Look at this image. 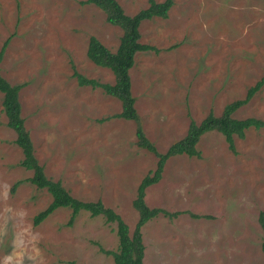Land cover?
<instances>
[{
    "label": "rangeland",
    "instance_id": "1",
    "mask_svg": "<svg viewBox=\"0 0 264 264\" xmlns=\"http://www.w3.org/2000/svg\"><path fill=\"white\" fill-rule=\"evenodd\" d=\"M82 1L0 0V74L23 85L21 116L45 175L80 201L100 200L132 234V201L157 158L137 146L135 122L112 118L118 100L74 77L113 84L112 72L86 51L95 37L114 52L122 35ZM117 1L130 16L148 5ZM172 2L166 19L141 23L140 42L154 50L136 54L130 70L140 125L159 153L185 136L191 120L219 116L261 79L233 117L264 120V0ZM1 103L0 93V264H114L106 252L117 250V227L102 216L80 211L71 219L70 209L58 208L33 224L52 198L26 181L32 172L20 166L22 151ZM234 147L209 132L197 145L199 157L165 163L145 191V204L164 213L140 230L143 264H264V129L234 137Z\"/></svg>",
    "mask_w": 264,
    "mask_h": 264
},
{
    "label": "trees",
    "instance_id": "2",
    "mask_svg": "<svg viewBox=\"0 0 264 264\" xmlns=\"http://www.w3.org/2000/svg\"><path fill=\"white\" fill-rule=\"evenodd\" d=\"M81 4H91L100 9L105 15V21L122 31L119 44L114 52L106 48L97 38L90 37L88 41L86 56L96 66L110 70L114 76V83H100L94 79H88L74 72V77L79 86H89L93 89H101L104 94L115 98L120 102V113L113 115L118 118L136 123L135 136L139 148L147 150L157 158L153 171H149L140 181L132 207L137 212L138 219L133 233L130 234L128 226L121 217L112 209L106 208L100 200L95 202H83L73 196L62 186L60 181L48 178L43 167L38 163L33 143L25 128L21 116V106L18 100L20 89L23 85H11L0 74V93L2 94V112L6 117V125L15 135V144L21 149L23 159L20 166L32 175L26 181L40 190H45L52 198L51 203L34 218L33 224L39 225L58 208L71 210V219L80 211L88 212L92 216H102L107 221L115 223L117 227L118 247L115 252H106L112 255L114 264H143L144 245L142 243L141 228L158 214L164 213L160 209L149 208L144 201L145 191L151 185L159 182L165 163L172 157L186 155L188 157H199L197 145L203 135L209 132L221 134L228 148L235 152L234 137L243 138L245 132L253 128L264 129V120L248 117L236 119L233 117L235 111L247 104L251 98L263 86V79L256 82L247 90L245 97L233 101L224 106L219 116L210 112L201 122L190 121L185 136L173 142L165 152L159 153L154 144L145 136L140 125V119L135 108V99L132 95L130 70L134 65L136 54L154 50L149 45L140 42V25L142 22L152 18L166 19L173 5L172 0L156 2L148 0L146 8L130 16L125 13L117 0H85ZM5 45L0 50V62L2 60ZM19 184L16 182L13 189ZM174 216V215H171ZM258 223L262 230L261 251L264 258V207L258 215Z\"/></svg>",
    "mask_w": 264,
    "mask_h": 264
}]
</instances>
